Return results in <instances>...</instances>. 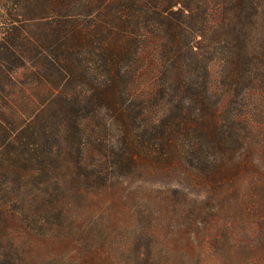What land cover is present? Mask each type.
Masks as SVG:
<instances>
[{
  "label": "trees",
  "instance_id": "16d2710c",
  "mask_svg": "<svg viewBox=\"0 0 264 264\" xmlns=\"http://www.w3.org/2000/svg\"><path fill=\"white\" fill-rule=\"evenodd\" d=\"M136 173L163 191L128 231L95 204ZM92 204L72 264H264V0H0V264H38L28 224L75 245Z\"/></svg>",
  "mask_w": 264,
  "mask_h": 264
},
{
  "label": "rangeland",
  "instance_id": "374dc122",
  "mask_svg": "<svg viewBox=\"0 0 264 264\" xmlns=\"http://www.w3.org/2000/svg\"><path fill=\"white\" fill-rule=\"evenodd\" d=\"M221 65L222 64L219 60L214 61L210 65V71L212 75V86L217 95L220 97L221 107L223 108L231 98V91L230 85L226 81V74L224 73ZM234 107L235 105H233L232 103V107L230 110H232ZM128 182L130 183V185L125 184L122 187L114 188L111 195H103V197L101 198L102 203L95 205H99V207L104 205V207H107L103 210L105 211L106 216H110V221L113 222V218L115 217L119 218L120 221L124 223V227L126 225L128 231H133L138 228L144 230L147 227V223L140 216V212H138L136 215L132 214L134 209L135 211L141 210L139 208L140 203H138L137 201V197L138 195H140L139 188H143L141 190H145V192L149 195H154L155 192L163 191V185H159V180L157 181L156 178H149L143 173H136L134 176H130V180L128 179ZM79 204V200H76L74 205L78 208ZM92 207L93 204L90 206V208L88 207L87 209H85L88 216H84V220L79 225L69 228V230H71V233L73 234V239L76 241L75 245L72 243L71 245L68 243L63 244L62 242V230L70 226L64 222L62 224H59L55 229H53L55 226L46 225L44 227H40L38 225H35L34 223L30 225L28 224V226L26 227H22L21 231L30 232L28 234H30L32 237V251L30 252L31 255L29 256L38 264H72V258H81V253H84V247L82 245L81 239L82 229L91 227L92 224H98L100 218H103V215H101V213H93ZM94 211H98V209ZM37 214L40 215L39 211H37ZM120 227L122 228V226ZM224 228H227L230 237L236 244L241 242L242 235L244 234V231L241 229V225H230L229 223L227 224L222 220H218L212 224L209 229L210 237H215ZM128 231H126V229L125 231L122 230V232L117 236H120V234L127 235ZM128 241L129 240L124 239L123 236L117 239L116 243L127 244ZM129 243L131 242L129 241ZM72 247H74L73 252H71ZM131 248L132 247L129 248L130 251L132 250ZM0 251L4 250L1 249ZM66 252L71 254L72 258L65 256ZM162 258H164V256H161V259ZM119 259L120 263L124 262L123 257H119Z\"/></svg>",
  "mask_w": 264,
  "mask_h": 264
}]
</instances>
